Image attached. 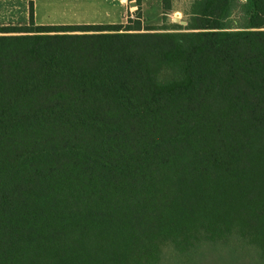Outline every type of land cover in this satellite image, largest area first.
<instances>
[{
	"label": "trees",
	"instance_id": "1",
	"mask_svg": "<svg viewBox=\"0 0 264 264\" xmlns=\"http://www.w3.org/2000/svg\"><path fill=\"white\" fill-rule=\"evenodd\" d=\"M185 11L0 25V264H264V0Z\"/></svg>",
	"mask_w": 264,
	"mask_h": 264
},
{
	"label": "crops",
	"instance_id": "2",
	"mask_svg": "<svg viewBox=\"0 0 264 264\" xmlns=\"http://www.w3.org/2000/svg\"><path fill=\"white\" fill-rule=\"evenodd\" d=\"M30 1L33 6L34 22L38 25L123 23V13H132L133 10L137 9H140L143 18L148 19L147 13L152 9L155 10V16H157L158 20H161L162 16V0H0V25L27 23L29 20ZM56 3H60L64 9L69 12L70 16L67 17L66 15L65 18H60L55 13H51L47 16L39 13L38 9L40 4L49 10V6H54ZM85 3L91 4L92 8L98 10L99 15L96 20L87 21L75 19L78 15V10L80 8L83 9ZM179 11H181V9L174 7L172 4L171 13L174 14L171 17L172 21L173 17L176 16L175 14L180 13Z\"/></svg>",
	"mask_w": 264,
	"mask_h": 264
},
{
	"label": "rangeland",
	"instance_id": "3",
	"mask_svg": "<svg viewBox=\"0 0 264 264\" xmlns=\"http://www.w3.org/2000/svg\"><path fill=\"white\" fill-rule=\"evenodd\" d=\"M190 1L191 0H173V3H172L174 7L181 9V11H179L180 13L175 14V15L178 16L180 19H183L184 21H186V18H187L185 10L188 8ZM49 7L50 9L48 10L45 6L40 4L39 9H38L39 13L44 14V16L45 15L47 16L51 13H55L60 18L62 17L65 18L66 15L67 17L70 16L69 12L66 11V9H64V7L60 3H56L54 6H49ZM136 11L137 10H133L132 12L134 16L133 18L130 17V12H128L127 14L126 12L123 13V18H124L123 23H127L129 19H134L136 16ZM98 15H99L98 10L92 8L91 4L85 3V7L83 9L80 8L78 10V15L75 19L91 21V20H96L98 18ZM173 15H174L173 13H170L166 21L167 24L175 23L172 21V18H171ZM147 16H148V19L141 17L142 24L144 25L162 26L165 23L162 19V16H161V20H158L157 16H155L154 9L149 11L147 13ZM235 16H238V14H236ZM180 25L185 26L184 24H180ZM224 255L225 253H223L220 250L214 251L212 247H210V244L205 242L204 245L196 248L193 256H191L192 258L191 257L185 258V256L181 255V256H178L174 261H171L169 264H216L217 262L218 263L222 262L221 260L225 259Z\"/></svg>",
	"mask_w": 264,
	"mask_h": 264
},
{
	"label": "water",
	"instance_id": "4",
	"mask_svg": "<svg viewBox=\"0 0 264 264\" xmlns=\"http://www.w3.org/2000/svg\"><path fill=\"white\" fill-rule=\"evenodd\" d=\"M173 21H174V22H179L180 24H184V25H186V21H184V20H182V19H179V17H177V16H174V17H173Z\"/></svg>",
	"mask_w": 264,
	"mask_h": 264
},
{
	"label": "built area",
	"instance_id": "5",
	"mask_svg": "<svg viewBox=\"0 0 264 264\" xmlns=\"http://www.w3.org/2000/svg\"><path fill=\"white\" fill-rule=\"evenodd\" d=\"M130 17H131V18H133V17H134L132 13H130Z\"/></svg>",
	"mask_w": 264,
	"mask_h": 264
}]
</instances>
